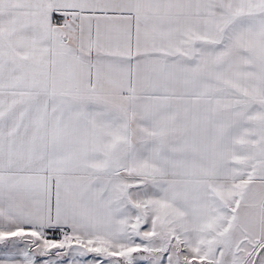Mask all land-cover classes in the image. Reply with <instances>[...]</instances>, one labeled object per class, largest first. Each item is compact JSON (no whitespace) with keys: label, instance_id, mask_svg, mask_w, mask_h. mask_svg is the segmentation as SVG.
<instances>
[{"label":"crops","instance_id":"0c3cea01","mask_svg":"<svg viewBox=\"0 0 264 264\" xmlns=\"http://www.w3.org/2000/svg\"><path fill=\"white\" fill-rule=\"evenodd\" d=\"M3 238L0 264L264 261V0H0Z\"/></svg>","mask_w":264,"mask_h":264},{"label":"rangeland","instance_id":"374dc122","mask_svg":"<svg viewBox=\"0 0 264 264\" xmlns=\"http://www.w3.org/2000/svg\"><path fill=\"white\" fill-rule=\"evenodd\" d=\"M14 238L15 239H19V240H22L23 239L22 236H19V237H16L15 236ZM5 240H8V241H6L3 244V241H5ZM9 241H10V238H3V240L0 242V247H5L6 245L9 244ZM73 247H76V245H69V244L68 245H66V244L58 245V244H56L55 247L52 248V249H50L49 251H50V253H56V254L58 253V254L64 255V256L74 254L75 257H78L76 255V253H74V252L71 251V249ZM79 254H80V256H83L84 255V254H81V253H79ZM152 257H153V255L152 254H149V253L146 254V255H144L142 257L145 260L144 261V264H148L146 261H149L150 262L149 264H154V260L153 259H157L156 262H158L159 264H177L176 261H172L166 255H163V256H160V257H156L155 256L154 258H152ZM111 261H112L113 264H117L118 263V262L116 263V261L115 260H112V259H111ZM253 261H254V264H264V261L262 259H259V257L257 258V262L255 263V255L250 259V262L244 263V264H252ZM129 262H130L129 264H136L135 263L136 262V258L135 259L134 258H131ZM138 262H141L142 263V259L138 260ZM178 264H185V263H183L180 260H178Z\"/></svg>","mask_w":264,"mask_h":264},{"label":"built area","instance_id":"2783aa9c","mask_svg":"<svg viewBox=\"0 0 264 264\" xmlns=\"http://www.w3.org/2000/svg\"><path fill=\"white\" fill-rule=\"evenodd\" d=\"M53 241L58 245H63L65 243L69 245H75V240L71 236L69 230H63V231L56 232L54 234Z\"/></svg>","mask_w":264,"mask_h":264},{"label":"trees","instance_id":"16d2710c","mask_svg":"<svg viewBox=\"0 0 264 264\" xmlns=\"http://www.w3.org/2000/svg\"><path fill=\"white\" fill-rule=\"evenodd\" d=\"M6 241H8V240H5V241H3V244L6 242ZM133 256H134V254L127 260V261H125V262H123L121 259H117L116 261L119 263V264H129L130 262V259L131 258H133ZM190 264H210V263H206V262H201V263H195V262H192V263H190Z\"/></svg>","mask_w":264,"mask_h":264},{"label":"water","instance_id":"95a60500","mask_svg":"<svg viewBox=\"0 0 264 264\" xmlns=\"http://www.w3.org/2000/svg\"><path fill=\"white\" fill-rule=\"evenodd\" d=\"M258 255V254H257ZM257 255L255 256V258H257Z\"/></svg>","mask_w":264,"mask_h":264},{"label":"flooded vegetation","instance_id":"af4514ba","mask_svg":"<svg viewBox=\"0 0 264 264\" xmlns=\"http://www.w3.org/2000/svg\"><path fill=\"white\" fill-rule=\"evenodd\" d=\"M254 264V263H253Z\"/></svg>","mask_w":264,"mask_h":264}]
</instances>
